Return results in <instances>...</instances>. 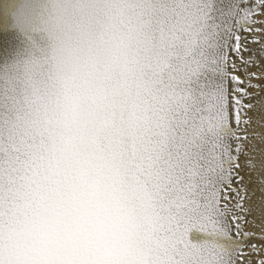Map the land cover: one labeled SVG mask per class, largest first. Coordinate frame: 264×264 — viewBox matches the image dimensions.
I'll use <instances>...</instances> for the list:
<instances>
[{"label":"snow or ice","instance_id":"snow-or-ice-1","mask_svg":"<svg viewBox=\"0 0 264 264\" xmlns=\"http://www.w3.org/2000/svg\"><path fill=\"white\" fill-rule=\"evenodd\" d=\"M136 10L140 59L119 131L149 231L169 253L160 264H264V0H136ZM11 23L0 203L44 149L28 109L27 16ZM10 37L0 33V48Z\"/></svg>","mask_w":264,"mask_h":264},{"label":"clouds","instance_id":"clouds-1","mask_svg":"<svg viewBox=\"0 0 264 264\" xmlns=\"http://www.w3.org/2000/svg\"><path fill=\"white\" fill-rule=\"evenodd\" d=\"M44 37L25 59L44 149L0 203V264H146L150 208L124 162L134 99L136 0H26Z\"/></svg>","mask_w":264,"mask_h":264},{"label":"bare ground","instance_id":"bare-ground-1","mask_svg":"<svg viewBox=\"0 0 264 264\" xmlns=\"http://www.w3.org/2000/svg\"><path fill=\"white\" fill-rule=\"evenodd\" d=\"M13 15L17 16V18L27 16L26 0H0V33L5 36L12 34V37L7 39L6 46L0 48V59L10 56L13 52L12 39L15 34V29L11 23ZM28 34L31 36V41L28 44L29 55L30 52H38L43 47L44 37L30 25ZM257 120H259V115L257 116ZM253 128L257 133L261 131L256 125ZM254 223L259 224L260 221L256 220ZM144 252L147 256L146 264H160L162 260L169 258V253L157 244L155 236L150 231L145 235Z\"/></svg>","mask_w":264,"mask_h":264}]
</instances>
